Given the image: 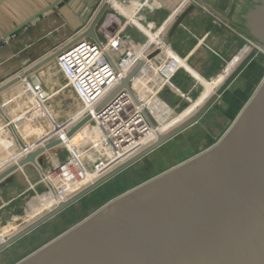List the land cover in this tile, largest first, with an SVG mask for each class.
<instances>
[{
  "label": "water",
  "instance_id": "water-1",
  "mask_svg": "<svg viewBox=\"0 0 264 264\" xmlns=\"http://www.w3.org/2000/svg\"><path fill=\"white\" fill-rule=\"evenodd\" d=\"M201 1L220 10V0ZM249 1L251 5L244 11L240 3L236 22L239 28H244L252 49L230 68L195 113L188 117L191 111H187L163 132L155 134L147 145L67 199L56 201L31 221H21L18 226L25 224L0 243V254L199 123L257 55H264V0ZM227 3L230 10L232 0ZM194 6L185 8L171 23L164 37L165 44ZM106 8L107 4H103L86 31L74 41L83 37L97 40L95 26ZM93 10L94 7L84 24ZM45 11L42 9L35 16ZM159 53L155 49L149 57ZM57 54L54 51L30 71L53 61ZM141 65L122 79L95 112L121 88L130 91L129 81ZM18 81L15 77L0 86V93ZM145 117L156 130L157 122L146 113ZM91 119V113L74 119L63 128V134L71 138L88 126ZM13 133L22 154L14 163L0 168V186L12 182L14 173L27 164L43 177L42 165L47 152L64 146L62 136L56 133L54 138L28 149L14 128ZM21 213L17 211L18 215ZM14 216L9 211L0 212V227ZM12 264H264V73L214 142L113 196Z\"/></svg>",
  "mask_w": 264,
  "mask_h": 264
},
{
  "label": "crops",
  "instance_id": "crops-1",
  "mask_svg": "<svg viewBox=\"0 0 264 264\" xmlns=\"http://www.w3.org/2000/svg\"><path fill=\"white\" fill-rule=\"evenodd\" d=\"M195 1L197 3H194V8L187 13L182 24L173 33L170 42L164 44L161 52L152 58L153 62L159 63L165 58V52L168 49L183 63L169 84L160 92L158 99L150 97L154 96L156 87L151 89L149 86V90L146 91L147 96L144 102L159 106L158 109L161 112L157 110L154 112L160 118L157 122L162 130L179 120L185 110L191 111L188 117L195 113L215 91L230 68L252 49L236 22L238 7L242 0H232L230 10H228L227 0H220L218 5L220 10L201 0ZM97 2L98 0H0V86L17 77L16 73L22 70L26 78H29L31 73L37 74L42 81L43 88L50 94L45 105L33 107L34 102L25 87L24 76L18 77V82L0 93V168L14 163L22 154L13 128L27 148L31 149L43 140L54 138L58 132L52 133V128L62 126L63 130L81 111L80 104L73 113L69 112L61 116L60 111L58 114L53 104L48 106L47 103L54 101L55 98L67 106L69 102L65 98L74 97L57 70L54 60L35 71L30 70L53 53L57 46L66 44L84 26V19L90 14L92 7L95 10ZM182 3L183 0H153L151 7L140 8L135 3L129 10L117 3L116 7L123 14L120 15L115 10L113 12L122 21L125 17L128 18L125 33L130 37V41L139 44L146 37L135 24L141 29H145L146 26L156 29L170 19L172 12ZM191 4L189 2L184 5L179 14ZM42 9L46 11L35 16ZM94 10L89 19L95 15H93ZM171 23L164 29V36ZM147 33L153 38L152 33L148 31ZM262 69L263 57L258 54L252 64L227 88L222 98L203 118L216 113L217 116L230 119L231 122L262 77L264 73ZM140 81L144 83L142 77ZM205 88H207L206 91ZM247 89L249 93L245 91ZM203 91L205 93L201 96ZM244 97L245 99H242ZM177 114L179 117L172 123L164 124L167 117ZM46 120L49 124H41V121ZM104 122L107 121L104 120ZM95 128L90 131L77 132L65 140L64 146L47 152L42 165L43 174L49 177L53 169L63 163L66 156L61 154L62 151L67 152L68 148L73 150L75 146L81 152L89 146L88 143L98 140L99 127ZM143 141L145 139L139 137L135 143ZM97 154L96 150L87 151L84 157L87 167H91V162ZM41 179L39 171L27 164L14 173L12 182L0 186V212L9 211L15 215L11 222L0 227L1 232L5 233L6 230L14 227L16 217L35 213L34 211L39 209V206L32 208L31 206L33 202L36 204L40 199L39 195L51 196ZM20 210L22 213L18 215L17 211ZM46 210L47 208H44L32 218ZM0 221H2L1 218ZM18 227L20 226H17V229Z\"/></svg>",
  "mask_w": 264,
  "mask_h": 264
},
{
  "label": "built area",
  "instance_id": "built-area-1",
  "mask_svg": "<svg viewBox=\"0 0 264 264\" xmlns=\"http://www.w3.org/2000/svg\"><path fill=\"white\" fill-rule=\"evenodd\" d=\"M189 2L197 3L195 0H183L182 5L172 12V17L156 29L148 26L141 29L135 24L146 37L143 42L136 44L130 41V37L125 33L128 18L125 17L122 21L113 12L115 10L120 15L123 14L115 3L129 10L135 3L140 8L151 7L153 0H98L93 15H96L103 4H107V8L95 26L97 40L83 37L74 41L86 31L94 15L66 44L56 47L55 51H58L54 59L56 68L82 106L75 120L86 113H91L92 119L88 126L93 129L99 127V136L98 140L91 141L89 146L81 152L75 146L73 150L66 146L68 156L63 163L58 164L49 177L43 174L41 180L50 192L51 199L57 198L56 201L67 199L150 142L152 138L148 136H151L150 132L154 129L149 125L145 113L153 121L156 119L144 103L146 91L149 90V86L151 89L156 87L154 96H148L158 99L159 93L169 84L183 63L168 49L165 52V58L159 63L153 62L149 55L155 49L161 52L165 44L164 29L175 20L182 7ZM147 31L153 34V38ZM139 63L142 64L140 69L129 81L130 91L121 88L102 109L95 112V108ZM16 76L25 77L24 84L33 99V107L45 105L50 94L43 88L40 77L31 73L30 77L26 78L22 70L17 72ZM141 77L144 83H141ZM104 120L107 122L105 123ZM137 137H143L146 140L135 143L134 140ZM90 150H96L98 154L89 168L84 162V157ZM121 154L122 157H120ZM56 201L52 202L50 207Z\"/></svg>",
  "mask_w": 264,
  "mask_h": 264
},
{
  "label": "rangeland",
  "instance_id": "rangeland-1",
  "mask_svg": "<svg viewBox=\"0 0 264 264\" xmlns=\"http://www.w3.org/2000/svg\"><path fill=\"white\" fill-rule=\"evenodd\" d=\"M262 71H264V59ZM206 90L207 88H205V91ZM205 91H203L201 96L204 95ZM245 91L249 93V89ZM65 99L69 102L68 104H66L67 106L63 105L62 102L60 103L57 98L53 99L54 101H50L47 104L48 106L50 104H53L52 106L56 109V111H58V114L61 113V116H63L64 114L67 115L69 112L73 113L76 108L80 106V103L75 99V97L69 96V98L66 97ZM242 99H245V97ZM166 113L168 115L167 111ZM178 117L179 114L175 116H169L164 121V124H170L172 123V121H174V119ZM229 122L230 119L228 120L225 117H219L216 113H211L207 115L197 124L196 127L189 129L187 132L183 133L182 136H179L167 143L166 145H163L158 150L146 156L145 158H143L130 168L126 169L124 172H122L115 178L111 179L103 186L99 187L91 194L84 197L81 201L74 204V208L73 206L69 208L71 211L68 209L65 212L70 214L69 217L66 216L67 214L64 216L65 213L62 214V216L60 215L59 217H56L53 221L49 222L48 224H45L44 226L35 230L16 244L6 249L3 253L0 254V264H12L16 260L25 256L26 254H28L29 252H31L32 250H34L35 248L55 236L61 230L79 221L81 218L89 214L92 210H94L113 196L133 187L136 184H139L145 179L165 170L173 164L183 160L187 156L210 145L222 134L225 128L230 124ZM41 124L46 125L49 124V122L47 120L45 122L41 121ZM61 154L67 157L68 151L66 152L64 150ZM39 198L40 199L37 200L35 207L41 206L42 200H48L49 202H51V199H49L50 195L42 194L39 195ZM39 202L40 205H37ZM44 208H46V206H41L40 211ZM33 214L29 213L26 216H22V214L20 217H16L17 219L15 220V228H9L8 230H6L5 238L10 236L13 231L17 230V226L21 221L28 220L30 217H32ZM35 218L36 217L32 219Z\"/></svg>",
  "mask_w": 264,
  "mask_h": 264
},
{
  "label": "bare ground",
  "instance_id": "bare-ground-1",
  "mask_svg": "<svg viewBox=\"0 0 264 264\" xmlns=\"http://www.w3.org/2000/svg\"><path fill=\"white\" fill-rule=\"evenodd\" d=\"M116 4V6H117V3H115ZM144 103H146V102H144ZM43 105V104H42ZM41 105V106H42ZM145 105H147L148 106V109L152 112V114L155 116V119H156V121H159V116L154 112L155 110H157V111H159V112H161L159 109H158V107H156V106H153L152 104H149L148 102L145 104ZM144 105V106H145ZM153 106V107H152ZM142 107V105L140 106V108ZM145 108H146V106H145ZM156 108V109H155ZM191 110H193V108L191 109ZM188 110H185L181 115H184L186 112H187ZM162 114V113H161ZM93 128L91 127V126H84V127H82L78 132H82V131H86V130H88V131H90V130H92ZM164 130H162V129H160L159 128V126H157V129L156 130H153V132H150V134H151V136H148V138H154L155 137V134H157V133H161V132H163ZM52 133L53 132H58V134H60V136H62V138H63V140H64V142H65V140L67 139L66 137H65V134H63L64 133V131L62 130V126H58V127H53L52 128V131H51ZM77 133V132H76ZM69 139V138H68ZM138 139H139V137H137V138H135V142H137L138 141ZM146 140V139H145ZM2 157V156H1ZM1 161H2V158H1ZM51 197V196H50ZM57 200V198H52L51 199V202H49L48 200H42L41 201V206H46V208L48 209V208H50V204L52 203V202H54V201H56ZM45 201V202H44ZM39 204H40V202H39ZM84 204V203H83ZM36 206V204L33 202L32 203V206H31V208L32 207H35ZM41 206H39V209H36V211H34L35 213L34 214H37L39 211H40V208H41ZM78 206V205H77ZM30 208V209H31ZM73 208H74V206H73ZM76 208V207H75ZM70 210V209H69ZM71 211V210H70ZM28 212V211H27ZM31 214H33V212L31 213ZM34 214L32 215V217L34 216ZM39 214V213H38ZM67 214V215H66ZM67 216V217H69V213H65L64 214V216ZM32 217H30L29 219H31ZM28 219V220H29ZM55 219V218H54ZM53 219V220H54ZM32 220V219H31ZM52 220V221H53ZM15 226H16V224L14 225V227H12V228H15ZM3 241H5V233H2L1 232V230H0V243H2Z\"/></svg>",
  "mask_w": 264,
  "mask_h": 264
},
{
  "label": "trees",
  "instance_id": "trees-1",
  "mask_svg": "<svg viewBox=\"0 0 264 264\" xmlns=\"http://www.w3.org/2000/svg\"><path fill=\"white\" fill-rule=\"evenodd\" d=\"M242 3H243V5H242V8H241V11H244V9H245L246 7H248V6L251 5L249 0H242ZM240 29H241V31L244 33V35H246V33H245V31H244V28H243L242 26H240ZM260 55H261V56L263 57V59H264V55H262V54H260Z\"/></svg>",
  "mask_w": 264,
  "mask_h": 264
}]
</instances>
